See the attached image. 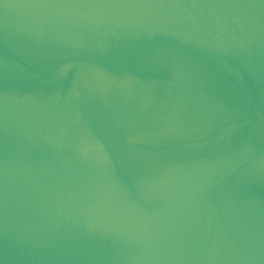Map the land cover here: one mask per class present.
<instances>
[{
	"label": "water",
	"instance_id": "water-1",
	"mask_svg": "<svg viewBox=\"0 0 264 264\" xmlns=\"http://www.w3.org/2000/svg\"><path fill=\"white\" fill-rule=\"evenodd\" d=\"M0 264H264V0H0Z\"/></svg>",
	"mask_w": 264,
	"mask_h": 264
}]
</instances>
